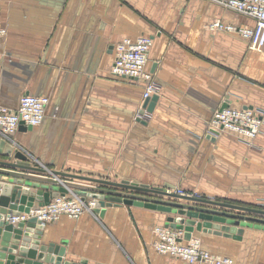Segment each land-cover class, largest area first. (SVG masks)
Returning a JSON list of instances; mask_svg holds the SVG:
<instances>
[{
	"label": "crops",
	"instance_id": "1",
	"mask_svg": "<svg viewBox=\"0 0 264 264\" xmlns=\"http://www.w3.org/2000/svg\"><path fill=\"white\" fill-rule=\"evenodd\" d=\"M214 19L254 24L208 0H0V104L50 99L41 124L13 135L17 147L49 169L264 208V125L252 143L229 130L208 136L223 105L264 111V48L211 29ZM141 35L154 38L148 67L159 84L145 122L144 81L111 72L114 45ZM92 213L47 223L42 242L64 241L71 263L208 264L155 249L169 213L111 201ZM244 228L240 239L192 237L235 264H264V225Z\"/></svg>",
	"mask_w": 264,
	"mask_h": 264
},
{
	"label": "water",
	"instance_id": "2",
	"mask_svg": "<svg viewBox=\"0 0 264 264\" xmlns=\"http://www.w3.org/2000/svg\"><path fill=\"white\" fill-rule=\"evenodd\" d=\"M158 98L157 93L146 98L144 107L152 112ZM32 127L23 121L19 126ZM68 187L84 198H93L100 215L110 201L169 213L164 225L184 230L187 239L196 229L240 239L245 226L254 222L264 225L262 207L181 194L128 179L118 181L47 169L33 164L27 152L19 147L14 149L13 144L0 136V264H80L64 261V241V245L55 241L42 242L45 226L37 217L18 223L8 219L12 215L28 213L37 206L35 202L48 204L53 197L66 193Z\"/></svg>",
	"mask_w": 264,
	"mask_h": 264
},
{
	"label": "built area",
	"instance_id": "3",
	"mask_svg": "<svg viewBox=\"0 0 264 264\" xmlns=\"http://www.w3.org/2000/svg\"><path fill=\"white\" fill-rule=\"evenodd\" d=\"M208 1L247 16L254 21L251 26H237L227 24L222 19H214L209 23L211 29L238 32L249 40L252 47L264 48V0ZM6 32V28L0 27V38ZM153 43V36L141 35L134 39L127 37L114 45L115 60L111 69L112 74L118 77L143 80L144 100L159 90L155 73L148 67ZM49 102L50 99L47 96L26 93L20 97L17 107L0 104V136L16 145L13 135L18 131L20 123L23 121L26 125L31 126L41 124ZM143 108L138 114V119L144 120L151 114L145 107ZM263 125L264 111L261 108H239L227 105L213 113L208 122V133L219 135L222 131L229 130L237 133L246 142L252 143L262 133ZM43 167L47 166L43 165ZM47 169L49 168L47 167ZM67 189L66 193L53 197L48 204L37 205L31 208L28 213L12 215L8 219L13 223H18L31 217H37L45 226L47 223L57 221L62 216L78 218L86 211L93 212L96 208V201L93 198H84L72 187ZM177 192L189 194L182 189H177ZM194 196L200 197L198 194ZM154 233L156 235L154 247L160 253L170 254L191 263L235 264L233 258L205 249L200 237L194 236L185 240L184 230L157 225Z\"/></svg>",
	"mask_w": 264,
	"mask_h": 264
},
{
	"label": "rangeland",
	"instance_id": "4",
	"mask_svg": "<svg viewBox=\"0 0 264 264\" xmlns=\"http://www.w3.org/2000/svg\"><path fill=\"white\" fill-rule=\"evenodd\" d=\"M14 141H15V140H14ZM15 142H16V141H15ZM16 143H17V145L14 144L15 147H17V146L19 145L18 142H16ZM19 146H20V145H19ZM86 212L92 213V212H90V211H86ZM93 213L95 214V216H96L97 218H98V217H102V215H103V214L100 215V210H96V208L93 210ZM93 213H92V214H93Z\"/></svg>",
	"mask_w": 264,
	"mask_h": 264
}]
</instances>
